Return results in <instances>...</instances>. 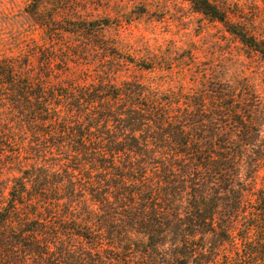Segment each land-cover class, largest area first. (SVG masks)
<instances>
[{"label": "trees", "instance_id": "1", "mask_svg": "<svg viewBox=\"0 0 264 264\" xmlns=\"http://www.w3.org/2000/svg\"><path fill=\"white\" fill-rule=\"evenodd\" d=\"M56 1L47 31L90 37L111 27L105 19L54 28L60 4L75 0ZM184 1L264 61V40L231 22L227 9ZM31 2L40 14L42 0ZM93 48L139 70L172 72L159 58L134 59L107 43ZM17 66L0 58V104L59 163L47 168L53 178L32 167L12 179L0 207V264H264V151L248 152L257 143L249 111L232 107L231 95L209 98L203 89L196 104L174 103V87L112 85L105 64L96 82L56 88ZM213 101L221 105L205 104ZM1 124L0 155L14 140Z\"/></svg>", "mask_w": 264, "mask_h": 264}, {"label": "rangeland", "instance_id": "2", "mask_svg": "<svg viewBox=\"0 0 264 264\" xmlns=\"http://www.w3.org/2000/svg\"><path fill=\"white\" fill-rule=\"evenodd\" d=\"M215 1L227 9L231 22L243 24L252 35L264 40V0ZM56 3L59 2L42 0L40 14L36 15L31 0H0V58L13 59L19 64L20 73L48 79L46 83L56 85V88H77L84 83L96 82L100 64H105L114 69L115 73L107 78L112 85L137 81L158 83L162 89L174 87L179 98H174V103L196 104L199 91L203 89L209 98L214 93H226L231 95L227 99L232 107L249 111L252 122L249 138L257 143L248 152L264 151L257 146L264 143V61L226 33L222 25L193 12L184 0H75L67 5L61 3L56 15L58 26L54 28L63 27L69 21H110V28L88 37L47 31V15L49 17L52 4ZM98 43H107L134 59L159 58L163 66L172 64V72L139 70L107 52L94 49L93 45ZM48 59L49 65L45 66ZM205 104L214 108L220 103ZM0 119L1 125H5L14 138L7 141L0 155L1 207L13 178L32 175V167H44L48 173H55L47 168L56 170L59 162L44 156L8 103L0 104ZM77 119V116L72 117L71 121ZM13 155L16 160H12ZM261 185L262 180L257 181L256 189ZM26 190L32 189L27 185ZM247 199H252L251 195Z\"/></svg>", "mask_w": 264, "mask_h": 264}]
</instances>
